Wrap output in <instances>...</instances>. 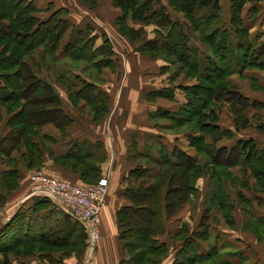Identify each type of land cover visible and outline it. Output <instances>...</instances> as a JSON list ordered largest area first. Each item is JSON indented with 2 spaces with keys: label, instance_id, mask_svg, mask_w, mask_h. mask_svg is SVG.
Returning a JSON list of instances; mask_svg holds the SVG:
<instances>
[{
  "label": "crops",
  "instance_id": "obj_1",
  "mask_svg": "<svg viewBox=\"0 0 264 264\" xmlns=\"http://www.w3.org/2000/svg\"><path fill=\"white\" fill-rule=\"evenodd\" d=\"M109 2L111 4L110 0ZM218 2L221 6L220 0ZM225 4L227 5L228 2ZM161 5L169 7L167 0ZM111 7L119 12L113 5ZM166 12L169 14V11L166 10ZM173 13L183 18L181 13L174 11ZM127 20L139 24L137 26L144 25L139 21ZM66 30L64 33L67 32ZM134 41L130 40L131 43ZM62 44L61 41L60 50H62ZM95 47L96 44H93L91 50ZM112 50L114 52L113 47ZM135 54H138L137 58H139L138 62L133 55L135 67L139 72L138 77L133 78L134 71L131 63H128L127 77L117 80L114 55L108 57L107 63L102 64L99 70L96 69V65L89 66L95 74L101 71H114L112 77L93 79V77H81L78 73L79 83L88 82L92 86L91 94L103 96L105 113L98 119L94 117L84 97L79 96L75 103L71 102L70 97L79 91L81 85L69 91L64 84L51 78L50 75L43 79L52 87L58 101L55 105L45 106L44 114H57L59 120L42 118L37 127L33 122L35 125L33 130L35 129L34 132H37L38 136L32 134L33 130L27 132L31 142L37 143L38 149L43 151L39 157L38 167L45 168L51 176L71 178L73 182L80 183L81 181L77 178L78 173L73 170L71 172L69 167L66 169L64 163L65 154L73 142L101 144L105 151L103 165H112L111 171L109 169L104 205L99 212L100 237L92 253L86 257L82 249L79 252L76 249L77 242L72 241L73 232L68 234V223L59 221L58 217L51 219L49 211L52 207L38 208L35 204L29 205L34 199L30 190L31 174L35 167L27 166L28 158L19 139L21 145L15 146L8 157L4 156L0 163V178L2 173L4 177H7L5 173L14 172L13 176H9L14 180L10 187L4 184L3 179H0V198L2 199L0 227L16 216L14 223H18L16 226L19 235L25 238L30 250L27 254L8 255L10 264H129L127 252L123 249L118 237L115 214L120 206L130 204L127 191L132 190L139 180H142V178L136 180L128 176V172L135 165L133 159L148 158L147 152L150 154L151 166L153 164L158 167L160 163L159 157H154L150 152L155 150L156 143L160 144L156 137L157 130L160 129L153 128L149 116L150 106L155 103V98H149V93L157 88L147 86L148 78L151 80L154 73L164 74L163 65L159 63L158 58L140 52ZM33 58L32 63L35 64L36 57ZM59 58H62L61 55ZM100 58L105 59L101 56L97 57V59ZM148 59L157 62L152 71L147 69ZM85 71L79 68V72ZM33 74L36 76L35 72ZM175 77L171 79L169 85H173ZM162 86L166 85L160 87ZM165 99L176 100L175 97ZM19 109L18 106L15 110L7 111L0 104V139L13 128L18 127L17 124L14 125V122L10 124V121H13L12 115ZM39 135L43 136L42 147L38 143ZM236 138L228 140L229 147L235 144L238 140ZM239 138L246 140L252 136L242 135ZM185 146L192 149V153L190 151L185 153L194 159L196 158L194 155H197L196 163L209 166L210 173L190 175L188 186L192 192L171 214L163 215V211L161 212L163 231L155 235L154 239L164 246L165 252L153 264H264V192L252 188L253 178L248 175V170L240 178L235 175V172L238 174L236 164L213 165L209 156L204 155L202 151L194 150L187 141ZM258 148L259 145L255 143V149ZM143 152L146 155L142 154ZM136 163L140 167L147 166L141 162ZM126 179H133L134 184L127 183ZM152 181V179H145L144 183ZM79 226L81 234L83 229L80 224Z\"/></svg>",
  "mask_w": 264,
  "mask_h": 264
},
{
  "label": "trees",
  "instance_id": "obj_2",
  "mask_svg": "<svg viewBox=\"0 0 264 264\" xmlns=\"http://www.w3.org/2000/svg\"><path fill=\"white\" fill-rule=\"evenodd\" d=\"M110 1L119 10L120 16L124 20L129 18L142 22L144 25L151 24L153 30L160 36L161 39L158 41L157 39L144 40L137 47L140 53L150 57L168 56L185 75L197 79L198 82L195 85L190 88H182L189 101L191 100L189 102L191 112L183 118V123L191 124L194 121L202 136L204 133L214 131V127L207 129L209 124L203 123L202 120L207 116L214 120L210 105L217 98L225 95V91H227L230 95L228 101L235 125H246L247 122L242 112L248 99L232 90L224 78L227 72H239L247 67H255L264 72V39L262 43H251L248 39V28L240 17L244 3H258L264 2V0H229L228 25H224L222 22L221 6L218 0H167L168 6L174 12L182 14L186 21L183 23L173 20L165 8L162 5H157L155 0ZM35 11L29 2L23 5L14 0H0V104L7 111L15 110L18 106L20 108L17 113L12 115L13 121H10V124L14 122V125L17 124L18 127L13 128L0 139V163L4 156L8 157L15 146L21 145L18 141L20 139L28 158L27 166L30 167L39 163L36 161L39 159L36 155L38 144L31 142L27 132L33 130V126H35L33 122L36 127L38 124V120L32 115L33 112L36 114L45 113V105L39 109L32 107V104H35L33 100L44 101L45 99L46 103L52 101L55 104L57 100L52 87L38 79L28 68L27 62L34 60L31 55L36 48H40L37 53L39 60L43 62L57 60L54 52L66 29L63 20L64 23L61 22L58 26L56 22L51 24L50 17L38 20L32 15ZM58 14L59 12H55L56 16ZM122 31L133 41L140 33V28H127L126 31L123 29ZM193 36L197 38L199 46L191 44L190 38ZM103 44L109 46L107 39H103ZM79 47L80 45H77L75 51H73L74 48H69V50L65 48L66 57L74 61L75 59L85 60L89 66L96 65V69L102 64H106L108 56L113 54L111 49L110 52L104 53L96 48L91 50L90 46L88 53L90 55L84 59L80 56L77 57L76 53ZM99 56L105 59H97ZM232 61L235 63L233 69ZM215 76L217 80L213 79ZM23 80H27V83H24ZM81 83L79 91L70 97L71 102L75 103L79 96L84 97L91 107L94 117L100 118L105 113V108L101 109L104 103L103 96L91 94L92 86L88 82L82 81ZM28 88L31 90L30 94H28ZM202 89V94H200ZM21 100H23L22 103ZM34 131L35 129L32 134L37 135V132ZM221 136V133L213 136L210 141H216ZM5 143H8L9 146ZM189 144H192L197 151H202L209 156L213 165L219 164L213 159L212 153L222 151L221 147L215 149L211 145L212 143L204 144L202 137L190 138ZM99 145L96 142L93 144L80 142L75 145L73 153L72 146H70L65 154L66 159L71 157L72 170L81 175L82 181H87L88 178H84L83 175L85 172L93 170L94 165L92 163L93 155L86 153V149L88 147L97 148ZM237 145L240 153L246 152L243 156L244 161L241 160V165L249 168L256 179L259 177L264 179V171L261 170L263 168L257 165L259 162L264 163V153H259L262 150L257 152L253 148H249V143L245 140L237 142ZM246 148L251 150L244 152L243 150ZM76 149L79 152H75ZM172 152L173 154L170 156L173 160L170 159V156H162L157 171L150 176L153 178L152 182L144 183L148 178L151 165L142 167L135 165L128 172V176L133 179L142 178L132 190L127 191L130 204L120 206L115 214L118 237L123 249L127 252L129 264H153L164 255V246L158 244L154 239L155 235L163 231V215L171 214L192 192L188 186L189 176L201 173L199 165L192 157L179 150ZM84 158L90 159V162L85 166L89 168L87 170L80 167V163H82L80 161ZM250 158H252L251 161ZM232 163L236 164L235 161ZM2 174L4 177V173ZM5 174L7 177L0 179H3L4 184L10 187L14 180L9 176H13L14 172L9 171ZM41 199L50 202L41 197L37 200L35 198L36 207H48ZM162 211L163 215H161ZM62 214V222L69 225L68 234L73 232L72 241L77 242L78 248L76 249L78 252L80 249L83 251L86 243L84 233L80 234L79 223L71 218L70 220L65 213ZM16 219L15 216L0 227V264H10L8 255L27 254L30 250L25 238L19 235L18 223H14Z\"/></svg>",
  "mask_w": 264,
  "mask_h": 264
},
{
  "label": "rangeland",
  "instance_id": "obj_3",
  "mask_svg": "<svg viewBox=\"0 0 264 264\" xmlns=\"http://www.w3.org/2000/svg\"><path fill=\"white\" fill-rule=\"evenodd\" d=\"M14 1L20 2L23 5L29 2L36 10L34 13H32V15L38 20H43L50 17L51 24L56 22L57 26L61 22L62 23L65 22L66 29H68L65 30L68 33L67 32L64 33L65 32L64 30L63 32L64 34L62 33V36L59 39L58 47L54 52L57 60L53 62H51L50 60H46L45 62L39 60L37 53L40 50V48H36L35 50L32 51V53L34 54V56L32 57H36L35 64L32 63L34 61L32 59L27 62V66L32 72H35L36 77L38 79L44 81L46 77L50 75L51 78H55L58 80L59 83L64 84L69 91H72L73 88L82 85V83L81 82L79 83L77 80L78 79L77 77H79L78 73H80L81 77H85V78L93 77V79H99V78L106 79L112 77L114 75V71L112 72L101 71L100 73L98 72V74H95L94 70L89 67V65L86 63L85 60L75 59L74 61L68 59L64 52L65 48H67L68 50L69 48H74L73 51H75L77 45H80V47L77 48V53H76L78 55L77 57L80 56V58L88 57V55H90L88 54L89 48L90 46L92 47L93 44L94 45L96 44L95 48L97 50L102 51L104 53L106 51L110 52L111 49L113 54H111L108 57H112L114 55L113 58H115L117 65L115 77L117 80H122L127 77V74L129 72L128 63H131L132 65L134 71V74L132 75L133 78L139 76V72L135 67V60L133 59V55H134V58L139 62V58H137L138 54H135V52L139 53L137 47L144 40L157 39L158 41L161 39L160 36H158L157 33L153 30V25L148 24L142 26L141 24L140 26H137L139 24L128 21L127 19L129 18H126L124 20V18L120 16L121 15L120 12H116L111 7L112 5L110 4L109 0H14ZM220 2H221L222 22L224 23V25H228L229 0H220ZM226 2H228L227 5L225 4ZM155 3L157 5L165 4V0H155ZM164 8L167 11H169V15H171V18L173 20H176L178 23L186 22L185 19H183L182 17L176 16L170 7L165 6ZM55 12H59L58 16L55 15ZM240 17H241V21L244 22L246 28H248L247 31H248L249 41L251 43L252 42L262 43L264 39V3L262 2L244 3L241 9ZM127 28L130 29L140 28V33L136 36L134 43H131L130 38L125 34V32L122 31V29L126 31ZM104 38L107 39L110 48H108L109 46L107 47L103 44ZM61 41L63 43L62 50L59 49V45ZM190 41L192 42L191 43L192 45L199 46V43L195 36L190 38ZM112 47L114 49V52L112 50ZM59 55H61L62 58H59ZM153 58L159 59V63L163 65L162 70H164V74L156 75V73H154L153 78L151 80L150 78H148V86H147L148 88H154V87L157 88L156 90H153L152 92L149 93V98L151 99L155 98L154 105L150 106L149 116L151 118L150 123H153L151 124L153 125V128L160 129L157 130L158 132L156 137L159 143L162 145L156 143L154 146L155 150L150 151L152 152V155L154 157H159V161H160L159 164H161L162 156L172 155L173 150H179L184 153L190 151V153H192V149L186 148L185 141H187L189 144L190 138L194 137L198 139V137H202L204 144L212 143L211 145L215 149L218 147L220 148V146H225L220 148L222 149V151H217L215 154L212 153V157L215 161H217L218 163H227V164H233L232 161H235L237 165L236 169L238 172V174L235 172V175L242 178L246 170H248V175H251L253 178L252 188L259 189L261 192H264V185L262 186L260 185V184H264V179L262 177L256 179L249 168L243 167L241 165V160H243L244 158L243 156L246 154L245 151L251 150L249 149L250 147L257 152L262 150L261 152H259L260 154L264 153V87H263L264 72L255 67H251V68L247 67L239 72L238 71L227 72L224 78L225 82L229 84V87L232 90L239 92L241 95H243L248 99L247 105L245 106V109L242 112L247 123L244 126L235 125L234 117L230 111V105H229L230 103L228 101L230 95L227 93V91H225L226 92L225 95L220 96L210 105L213 110L214 120L212 117L209 116L205 117L206 119L202 120L203 123L209 124L207 129H213L212 127H214L213 129L214 131L204 133L203 134L204 137H203L200 133L199 127L195 125L196 123L194 121H192L191 124L183 123V118L186 116V114L191 112L190 110L191 106H189V102H191V100L189 101V98L185 95V92L182 88H190L191 86L195 85L198 82L197 79L185 75L180 69L177 68V64L172 61V58L168 56H156ZM148 61L149 64L147 69L152 71V68L156 67L157 62L156 60H154L155 62H153L150 59H148ZM231 64L233 69L235 67V63L232 61ZM79 68L85 69L86 71L79 72ZM174 77L175 79L172 82L173 85H169L171 79ZM65 79L67 80L64 81ZM213 79L217 80L216 76L213 77ZM23 81L24 83H27V80H23ZM161 85H166V86L160 87ZM28 89H29L28 94H30L31 90L30 88ZM197 90H199L198 87ZM202 91L203 89L199 93L202 94ZM167 97H175L176 100L169 101L165 99ZM33 101L35 104H32V107H34L35 109H39V107L41 108L42 106L44 107V105L45 106L48 105L47 107H49V105H55V103H53L52 101L51 103L49 102L46 103L45 99L44 101H42L41 99H37V101L36 100ZM102 105L103 106L101 109L106 108L105 104ZM52 114L53 113H48L45 115L42 113L36 114V112H33L32 115L34 118L38 120V122L41 121V118H45V117L50 119L53 118L55 121H58L59 115L57 114L52 115ZM68 121L71 122V120H67V122ZM220 133L222 135L221 138L217 139L216 141H210V138ZM175 135H177V138H175ZM242 135H249L252 136V138H247L246 140L242 139L246 137L239 138ZM36 136H38V134ZM39 137L41 140L38 139V143L42 147L44 145L43 136L39 135ZM235 137H237L236 139L238 140L235 142V144L229 147L230 142L228 140L233 139ZM243 140L248 141L249 148L243 150L245 153H240V151L238 150L237 142ZM255 143L259 145L258 149H255ZM77 144L78 143L74 144V142L71 144L72 153L75 150V145ZM5 145L9 146L8 143H5ZM191 148H193L194 150L196 149L195 147L192 146V144H191ZM77 149L75 152H79ZM42 152H43L42 149H38V152H36L37 157H40L39 155ZM86 153H90L93 155V160H92L93 161L92 163H94L93 170H89L88 172L84 173L83 175L84 178H88L86 182L82 181L83 178L81 177L80 174H78L77 178L81 182L80 183L76 182V183L80 185L94 183V181L101 175H106L109 178V169L111 171L110 166L112 165H107V164L103 165L104 160L102 159L103 157L105 158V151L102 149L101 144L97 148L88 147L86 149ZM142 154L144 155L147 154L146 156L148 158H142V159L137 158L136 160L133 159V163L135 165H138V163L136 162H141L145 165H150L151 162L149 158L150 154L147 152L146 154L144 152ZM203 154L206 155L204 152ZM81 155H82V150H81ZM194 157H196L195 159L193 158L196 162V160L198 159L197 155H194ZM170 159L173 160L171 156ZM249 160L251 161L252 158H250ZM36 161L40 163L39 159H36ZM71 161L72 160L70 157V159H65L64 163H65V168L68 169L69 167L72 172ZM80 162H79L81 164L80 167H83L85 170L89 169L85 167L87 166V163L90 162L89 158H84ZM39 163L35 164L36 166H34L35 169H33L32 173L38 170H42L43 172L51 175V173L47 172L45 168L38 167ZM198 165L201 169V173H205V174L210 173L209 166H203L201 164ZM257 165L258 167L264 169V163L259 162L257 163ZM263 169L261 170L264 171ZM156 171H157V167L152 164L147 179L153 180V178H150V176L153 175ZM67 179L72 180L71 178H67ZM126 182L130 184H134L133 179H126ZM121 183L122 182L120 181L119 184L120 187H121ZM35 198L37 200L40 197H38L37 195L34 196L33 201L30 202L29 205L35 204L34 202ZM1 200L2 199L0 198V201ZM41 201L45 202L47 206L52 207L49 211L51 219H55L56 217H58L60 218L59 221L63 220L61 216L63 215L62 213L64 212L61 209H59L56 206H53L50 202L48 203L42 199ZM83 251L85 253V247Z\"/></svg>",
  "mask_w": 264,
  "mask_h": 264
},
{
  "label": "built area",
  "instance_id": "obj_4",
  "mask_svg": "<svg viewBox=\"0 0 264 264\" xmlns=\"http://www.w3.org/2000/svg\"><path fill=\"white\" fill-rule=\"evenodd\" d=\"M31 180V195L47 199L81 225L86 243L85 256L88 257L100 237L99 212L104 205L108 177L101 175L93 184L80 185L38 170L31 174Z\"/></svg>",
  "mask_w": 264,
  "mask_h": 264
}]
</instances>
